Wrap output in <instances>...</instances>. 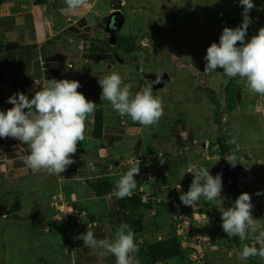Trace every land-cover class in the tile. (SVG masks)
<instances>
[{"label": "rangeland", "instance_id": "374dc122", "mask_svg": "<svg viewBox=\"0 0 264 264\" xmlns=\"http://www.w3.org/2000/svg\"><path fill=\"white\" fill-rule=\"evenodd\" d=\"M253 3L255 7L250 12L252 23L246 40L264 27V0H253ZM121 10L124 12V7ZM242 12L239 0H130L125 13L126 27L119 33L122 37L116 45L120 57L132 73L128 84L137 79L141 87L148 86L143 81L141 70L159 75L167 72L171 77V82L164 89L154 93V96L162 98L164 114L157 124L144 126L148 129H145L147 135L143 134L142 137L141 155L155 153L161 154L157 156H162L161 159L167 157L170 172L167 180L173 184L189 178L182 164L184 157L198 164L203 163L201 167L208 168L213 176L222 173L221 197L224 203L212 207L216 209L213 215L207 212L219 227L215 240L220 242L219 250L215 252V258L212 253L208 259L209 262L216 260L217 264H264V259L259 256L247 260L240 258L243 245L252 246L251 242L255 241V247L261 246L255 240L261 239V235L256 232L264 227V194L256 195L258 192L264 193V95L250 91L238 77H227L222 69L210 75L203 74L207 48L213 42L219 44L225 27L234 29L242 23ZM148 37L152 46L143 43ZM230 84L241 87L237 91L238 104L232 111L227 110V89ZM214 100L219 102V109ZM187 125L196 130V147L192 146L193 141L182 143L172 137L173 128ZM139 141L141 139L136 146ZM170 142L173 146L167 148ZM221 151L224 152L223 158ZM230 155L236 157L235 166L226 160ZM130 157L135 159V153ZM204 160L207 164H204ZM124 167L130 166L125 164ZM224 167L228 171L237 168L234 185L251 195L253 210L256 211L253 216L257 220L256 231L248 232L243 242L237 241L235 236H227L221 227V213L239 197L235 192L228 193ZM247 174L250 175L251 184L246 186L240 180L246 178ZM250 177H254L258 184L252 183ZM38 179L0 184V210L7 212L0 215V264H57L65 253L73 257L72 264H91L84 260L77 261L74 248L69 244L68 230L71 227L58 220L55 206L60 200L58 193L63 191L69 202H72L73 194L81 199L76 204L77 208L89 209L91 205L85 200L83 182L79 184L65 180L55 184L51 179L45 182ZM185 185L184 188L187 187ZM204 202L208 205L209 201ZM66 212H70V209ZM182 215H164V218L156 221L166 234H170L171 222L177 225L185 222ZM205 216H199V219L206 222ZM149 223L151 231L148 235L152 237L160 229L152 221ZM76 228L80 229L79 226ZM261 241L264 243V240ZM134 255L138 264L144 260L145 264H150L141 250ZM103 264H116V259L112 256L110 261ZM191 264H203L201 257L196 255Z\"/></svg>", "mask_w": 264, "mask_h": 264}, {"label": "crops", "instance_id": "0c3cea01", "mask_svg": "<svg viewBox=\"0 0 264 264\" xmlns=\"http://www.w3.org/2000/svg\"><path fill=\"white\" fill-rule=\"evenodd\" d=\"M129 1L86 0L78 9L70 10L65 0H0V111L6 112L13 107L7 101L15 93L23 92L31 99L47 79L79 81L81 87L78 92L97 104L96 110L86 121V138L77 145V152L72 156L75 162L61 175H49L45 171L33 172L28 169L22 160L23 156L30 154L28 145L14 138H0V184L7 185L36 178L44 182L51 179L55 184L65 180L79 184L83 182L85 200L91 205L89 209H85L88 211V218L83 220L85 223L80 229L68 230L69 244L74 248L77 261L84 260L91 264L110 261L112 254L102 248L90 249L77 237L87 230H92L98 240L112 238L117 227L124 223L130 226L133 217L135 221L141 219L143 227L142 231L135 232L139 250H145L152 244L176 236L183 251L188 254L187 261L174 259L156 264H191L196 255L201 257L203 264H217L213 258V262L208 260L212 253L215 258V252L220 246V242L215 241L219 227L212 216L216 210L212 207L215 208L217 203L208 202L207 205L201 197L195 206L190 207L185 206L179 199L182 192L188 191L185 189L190 187L191 179L194 178L192 174L194 176L203 163L198 164L184 157L182 164L186 167L189 178L177 184L169 182L167 157L161 159L162 156L157 157L161 154L155 153L141 155L142 137L148 127L133 123L128 116H120L107 100L100 98L102 89L98 79L111 72L119 73L125 84L132 79V73L116 49L122 37L119 33L126 27L125 13ZM121 7H124V12ZM116 10L124 14L125 22L121 30L111 34L107 30L108 19ZM9 42L16 43V47H11L12 49L6 52L4 45ZM136 80L128 84L132 85L130 92L133 95L143 89L141 82ZM98 113L101 116L99 126L96 123ZM196 136L195 128L190 125L172 129V137L175 140L182 143L193 141L194 147L198 146ZM139 139L141 141L136 146ZM171 146V142L167 143V148ZM132 153H135V159L130 157ZM137 161L140 170L134 178L139 182L136 191L140 195L141 205L133 206L134 211H127L124 215L125 211L120 212L118 199L111 194L97 196L90 187V181L107 176L117 182L129 168L137 164ZM108 164L112 166L109 167ZM125 164L130 167H124ZM204 164H207L205 160ZM191 165L195 167H190ZM142 173H151V180L149 179L146 185L141 183ZM251 180L256 182L254 177H251ZM257 184L258 182L255 183ZM142 185H145L142 187L143 191L140 190ZM184 185L187 187L184 188ZM58 194L66 206L74 209L77 208L76 204L81 202L75 194L71 196L72 202L67 201L63 191ZM189 208V211H185ZM208 211L212 215L208 214ZM254 214L252 210V217ZM164 215H182L185 222L181 225L171 222V233L166 234L156 221ZM202 215H206V222L199 219ZM166 220L170 224V221ZM149 221L160 229V232L152 237L148 235L151 231ZM133 225L136 226L137 222ZM180 231H184L181 233L183 237H179ZM262 232L264 227L256 234L261 235ZM185 240L187 243H184ZM144 259L147 258L144 256ZM72 261L73 257L65 253L57 264H72ZM140 264H145V260Z\"/></svg>", "mask_w": 264, "mask_h": 264}, {"label": "clouds", "instance_id": "9594fccd", "mask_svg": "<svg viewBox=\"0 0 264 264\" xmlns=\"http://www.w3.org/2000/svg\"><path fill=\"white\" fill-rule=\"evenodd\" d=\"M85 2L65 0L70 10L78 9ZM239 5L243 8L242 23L234 29L225 27L219 44L213 42L207 48L203 74L210 75L222 69L227 77H238L250 91L264 95V27L250 40H246L252 23L250 12L255 5L253 0H239ZM143 43L152 46L149 37ZM98 83L102 89L101 100H107L120 116H128L139 125L157 124L164 114L162 98L153 95L151 84L133 95L130 92L131 85L125 84L117 72L98 79ZM80 87L79 81L75 80L47 79L31 99L23 92L15 93L7 101L13 107L6 112L0 111V138H14L28 145L30 154L23 156L22 160L33 172L61 175L75 162L72 156L77 152V145L86 138V121L97 107L96 103L78 92ZM235 159V156L230 155L226 160L235 166ZM190 167L194 168L195 165ZM139 170L137 161L116 182L111 195L117 199L131 197L138 188L134 177L139 174ZM222 190V173L213 176L208 168L201 167L194 174L189 190L182 192L179 199L190 207L195 206L201 197L223 205ZM253 207L251 195L242 193L231 207L221 213V227L227 236H238L243 242L249 231H256L257 220L252 217ZM77 239L90 249L106 250L115 257L116 264H138L134 255L139 251L135 232L126 223L117 227L112 238L98 240L92 230H87ZM261 239L264 240V232L261 233ZM256 256L264 259V243L259 248L243 245L241 259Z\"/></svg>", "mask_w": 264, "mask_h": 264}, {"label": "trees", "instance_id": "16d2710c", "mask_svg": "<svg viewBox=\"0 0 264 264\" xmlns=\"http://www.w3.org/2000/svg\"><path fill=\"white\" fill-rule=\"evenodd\" d=\"M240 85L238 84H230L229 88L227 89V110L232 111L235 109L236 105L238 104V99H237V91L240 89ZM214 103L216 107L219 109V102L217 100H214ZM217 112L216 111V117H217ZM97 122L98 126L101 120V116L98 113L97 114ZM216 121H219L218 118H216ZM222 147H224V144H222ZM220 154L222 155V158L224 156V152L221 151ZM94 166V165H93ZM92 166V167H93ZM109 167H111V164H108ZM236 167H233L228 171L227 168L224 167V175H225V183L227 186V191L228 193L235 192L236 196L241 195L244 193L242 190L237 189L236 186L234 185L233 179L236 178ZM250 176V175H249ZM251 178V177H250ZM118 181V180H117ZM90 182H92V185L90 186L92 189H94L95 193L97 196H103L107 194H111L112 191L115 188L116 182L112 180L111 177H104L100 179H92ZM253 183V182H252ZM255 183V182H254ZM257 183V181H256ZM141 184V183H140ZM135 193L132 195V197H125L123 199H118L119 204H120V212L125 211L124 215L126 214L127 211H134L133 206H137V204L140 206V195L137 193V191H134ZM2 205V204H0ZM129 208V209H128ZM80 213L84 214L85 217H82V220H86L88 218V211L85 209H80L76 208ZM125 209V210H124ZM7 212L3 211L1 212L0 210V215H5ZM131 228L134 232H140L143 230L142 227V222L141 219L135 221L133 217L131 218ZM137 222V225H133ZM85 222H81V227L83 226ZM140 225V226H139ZM69 226V225H68ZM79 226V228H80ZM70 227V226H69ZM73 229V227H71ZM75 228L74 230H76ZM238 238V240H237ZM235 239L239 241V237L235 236ZM142 254L147 258V260L150 262V264H156L157 262H164L168 260H181V261H187V255L181 246L180 241L177 239L176 236L171 237L166 240H162L158 243L152 244L149 247L145 248V251L142 250Z\"/></svg>", "mask_w": 264, "mask_h": 264}, {"label": "water", "instance_id": "95a60500", "mask_svg": "<svg viewBox=\"0 0 264 264\" xmlns=\"http://www.w3.org/2000/svg\"><path fill=\"white\" fill-rule=\"evenodd\" d=\"M124 22V14L120 10H116L109 16L107 30L111 34H115L117 31L122 29V27L124 26ZM4 46L5 51L8 52L10 51V49H12L11 47H16V43L9 42ZM141 75L147 85H152L153 93H157L158 91L164 89L171 82V77L167 72L159 75L158 73L141 71ZM237 98L239 99V94H237Z\"/></svg>", "mask_w": 264, "mask_h": 264}, {"label": "built area", "instance_id": "2783aa9c", "mask_svg": "<svg viewBox=\"0 0 264 264\" xmlns=\"http://www.w3.org/2000/svg\"><path fill=\"white\" fill-rule=\"evenodd\" d=\"M247 175H246V178L240 180V183H242L243 185L244 184L245 185L246 184H249V185L251 184V182L249 180V175L248 176ZM140 176H141V178H143V180L141 181V183H144L145 184L151 178V173H142ZM239 186H241V185H239ZM140 190L143 191L142 188ZM55 206L57 207V212H58L57 218H58V220L66 222V224L69 225L70 227H73V229L76 228V226H80V224H81V218L82 217H85V213L82 214L78 210H75L74 208H72L71 206H68L67 205L68 206L67 207L64 204V202L62 201V199L58 200L57 203H55ZM69 208H70V212H66ZM253 211H254V213H256L255 210H253ZM178 235H179V237H183V235L181 234V232L178 233ZM255 240L259 241V243H261V244L263 243V241H261V239H255ZM251 244H252V246H255L256 245L255 241L251 242Z\"/></svg>", "mask_w": 264, "mask_h": 264}]
</instances>
